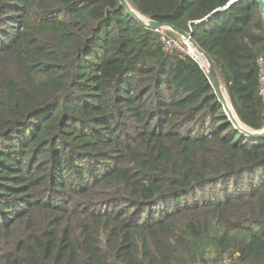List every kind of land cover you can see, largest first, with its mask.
Returning <instances> with one entry per match:
<instances>
[{
	"label": "trees",
	"instance_id": "obj_1",
	"mask_svg": "<svg viewBox=\"0 0 264 264\" xmlns=\"http://www.w3.org/2000/svg\"><path fill=\"white\" fill-rule=\"evenodd\" d=\"M127 2L264 126L256 0ZM161 32L182 42L118 0H0V264H264V138Z\"/></svg>",
	"mask_w": 264,
	"mask_h": 264
},
{
	"label": "water",
	"instance_id": "obj_2",
	"mask_svg": "<svg viewBox=\"0 0 264 264\" xmlns=\"http://www.w3.org/2000/svg\"><path fill=\"white\" fill-rule=\"evenodd\" d=\"M118 1H119L120 6L123 7L125 9V11L131 17H133L136 21H138L139 23L146 25L148 28H150L152 30L168 29V30L176 33L177 35H179V37L181 39H183V41L186 44L190 45V48L192 49V51H195L199 55V57L202 56L205 59L206 63L205 64H203L202 62H199V63L201 66H205L206 72L208 75V79H209L211 85L213 86L216 94L218 95V97L222 103V106H223L224 110L226 111L228 118L232 122L234 129L237 132H240L246 136H249V137H252L255 139H263L264 138V126L259 130H253V129L248 128L244 124H242L238 120L237 117L234 118L232 116L231 111H230L229 106H228L229 101H227V99H226L222 85H221V83H220V81L216 75V72L214 70L212 61H211L210 57L208 56V54L193 40L191 33H187L186 31H183L174 25L167 24V23H160L156 20L146 18L144 15L133 10L129 6L127 0H118ZM256 2H257L258 7H259V12L264 16V0H256ZM229 105H230V103H229ZM231 108H232V106H231ZM232 110H233V108H232ZM233 112H234V110H233Z\"/></svg>",
	"mask_w": 264,
	"mask_h": 264
},
{
	"label": "built area",
	"instance_id": "obj_3",
	"mask_svg": "<svg viewBox=\"0 0 264 264\" xmlns=\"http://www.w3.org/2000/svg\"><path fill=\"white\" fill-rule=\"evenodd\" d=\"M160 41H161L164 49L167 51L177 50V51L184 52V49L181 46L182 42L178 41L177 39H175L169 35H167L164 32H161V34H160Z\"/></svg>",
	"mask_w": 264,
	"mask_h": 264
},
{
	"label": "rangeland",
	"instance_id": "obj_4",
	"mask_svg": "<svg viewBox=\"0 0 264 264\" xmlns=\"http://www.w3.org/2000/svg\"><path fill=\"white\" fill-rule=\"evenodd\" d=\"M178 41H179V39H177ZM182 40V42H183V44L181 43V46H182V48L184 49V51L185 52H187V53H190L192 56H194L199 62H201L200 61V58H199V55L195 52V51H193L192 53H191V48H190V45L189 44H186L184 41H183V39H181ZM205 67V66H204ZM261 81H262V84L264 85V75H263V77H262V79H261ZM224 92H225V90H224ZM225 94H226V92H225Z\"/></svg>",
	"mask_w": 264,
	"mask_h": 264
},
{
	"label": "bare ground",
	"instance_id": "obj_5",
	"mask_svg": "<svg viewBox=\"0 0 264 264\" xmlns=\"http://www.w3.org/2000/svg\"><path fill=\"white\" fill-rule=\"evenodd\" d=\"M193 51L191 50V53H192ZM200 58V60H201V62L203 63V64H205L206 62H205V59L202 57V56H200L199 57ZM226 96V95H225ZM226 99H227V97H226ZM228 101V100H227ZM228 106H229V109H230V111H231V114H232V116L234 117V118H236V116L234 115L235 113L233 112V110H232V108H231V106L229 105V103H228Z\"/></svg>",
	"mask_w": 264,
	"mask_h": 264
},
{
	"label": "crops",
	"instance_id": "obj_6",
	"mask_svg": "<svg viewBox=\"0 0 264 264\" xmlns=\"http://www.w3.org/2000/svg\"><path fill=\"white\" fill-rule=\"evenodd\" d=\"M224 90V89H223ZM225 93V92H224ZM226 95V97H227V94H225ZM227 100H228V97H227Z\"/></svg>",
	"mask_w": 264,
	"mask_h": 264
}]
</instances>
